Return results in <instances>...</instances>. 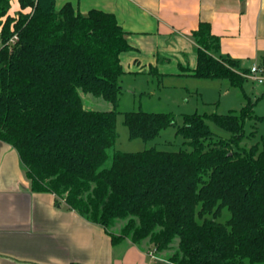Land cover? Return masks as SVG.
<instances>
[{
	"label": "trees",
	"instance_id": "trees-1",
	"mask_svg": "<svg viewBox=\"0 0 264 264\" xmlns=\"http://www.w3.org/2000/svg\"><path fill=\"white\" fill-rule=\"evenodd\" d=\"M11 1L0 0V139L18 151L32 189L102 225L114 244L149 239L159 254L171 251L166 260L174 264H264V137L242 145L257 133H247V121H264L256 102L185 114L177 132L189 149L117 150L128 32L98 8L19 0L22 10L12 16ZM192 36L198 60L190 75L244 91L247 69L214 54L220 43L211 24L202 21ZM85 94L113 108H87ZM207 120L230 138H218ZM124 123L130 138L151 140L176 119L133 110ZM225 208L230 217L220 221Z\"/></svg>",
	"mask_w": 264,
	"mask_h": 264
},
{
	"label": "crops",
	"instance_id": "crops-1",
	"mask_svg": "<svg viewBox=\"0 0 264 264\" xmlns=\"http://www.w3.org/2000/svg\"><path fill=\"white\" fill-rule=\"evenodd\" d=\"M55 1L57 8L70 2L83 13L98 8L115 14L133 47L121 56L123 77L195 78L192 35L202 21L219 38L216 56L235 59L247 70L264 63V0ZM21 10L19 0H12L9 14ZM151 249L130 240L114 244L102 225L54 193L33 190L18 151L0 139V264H174L155 263Z\"/></svg>",
	"mask_w": 264,
	"mask_h": 264
},
{
	"label": "rangeland",
	"instance_id": "rangeland-1",
	"mask_svg": "<svg viewBox=\"0 0 264 264\" xmlns=\"http://www.w3.org/2000/svg\"><path fill=\"white\" fill-rule=\"evenodd\" d=\"M218 57L226 59L222 56ZM182 80L175 77L161 81L153 76L121 77V93L117 106L119 112L117 115L118 138L115 149L127 152L141 151L152 147L160 150L189 149V146L185 143V138L177 132L178 126L183 124V116L189 113H229L235 110L238 111L249 100L256 102L255 113L257 115L264 114V98L260 97L264 92V83L254 82L245 76L244 89L250 92L244 95L242 88L231 86L227 79L191 78L186 80L182 78ZM83 99L87 108L96 110H110L113 108L112 103L93 94H85ZM133 110L172 113L176 119V124L163 129L154 139H132L130 138L129 129L124 123V113ZM207 121L218 138H230L231 133L229 131L221 128L212 120ZM253 125H256V127H253ZM245 128L248 134L254 129H257V133L255 136L248 135L242 145L250 147L253 144L262 142L264 121L255 124L254 120H248ZM229 217V210L225 208L219 220L226 221ZM121 225L120 223L117 228H120ZM142 245L145 249L155 248L149 239L145 240ZM172 254L171 251H166L159 254V256L166 260Z\"/></svg>",
	"mask_w": 264,
	"mask_h": 264
},
{
	"label": "built area",
	"instance_id": "built-area-1",
	"mask_svg": "<svg viewBox=\"0 0 264 264\" xmlns=\"http://www.w3.org/2000/svg\"><path fill=\"white\" fill-rule=\"evenodd\" d=\"M17 40V35H14L13 38L11 39ZM244 75L257 83L263 84L264 83V63H253L247 72L244 73ZM148 254L150 257L155 261V263L159 260H162L161 256H159L157 250L155 248L151 249L148 251Z\"/></svg>",
	"mask_w": 264,
	"mask_h": 264
}]
</instances>
